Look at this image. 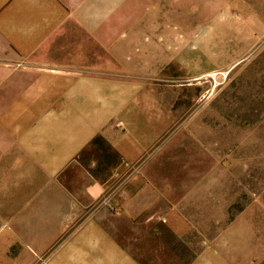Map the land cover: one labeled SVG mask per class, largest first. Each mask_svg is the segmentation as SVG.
Returning a JSON list of instances; mask_svg holds the SVG:
<instances>
[{"label":"crops","instance_id":"1","mask_svg":"<svg viewBox=\"0 0 264 264\" xmlns=\"http://www.w3.org/2000/svg\"><path fill=\"white\" fill-rule=\"evenodd\" d=\"M150 5L0 0V256L18 241L26 264H264V206H247L183 259L151 221L149 197L105 199L81 174L78 156L97 135L124 165L159 136L131 75L135 23ZM238 6L264 34V0ZM113 206L127 213L125 234Z\"/></svg>","mask_w":264,"mask_h":264},{"label":"rangeland","instance_id":"2","mask_svg":"<svg viewBox=\"0 0 264 264\" xmlns=\"http://www.w3.org/2000/svg\"><path fill=\"white\" fill-rule=\"evenodd\" d=\"M238 4L151 0L135 23L131 75L159 136L134 164L104 137L78 156L105 199L149 197L151 221L183 259L247 206H264V34L241 19ZM112 211L125 234L127 213ZM22 250L10 241L0 264H26Z\"/></svg>","mask_w":264,"mask_h":264},{"label":"trees","instance_id":"3","mask_svg":"<svg viewBox=\"0 0 264 264\" xmlns=\"http://www.w3.org/2000/svg\"><path fill=\"white\" fill-rule=\"evenodd\" d=\"M97 140H103L106 142V140L103 138V136L97 135L96 137L93 138L92 143L97 142Z\"/></svg>","mask_w":264,"mask_h":264}]
</instances>
